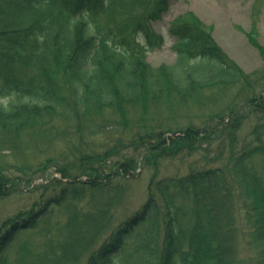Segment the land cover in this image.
Here are the masks:
<instances>
[{
    "label": "trees",
    "instance_id": "trees-1",
    "mask_svg": "<svg viewBox=\"0 0 264 264\" xmlns=\"http://www.w3.org/2000/svg\"><path fill=\"white\" fill-rule=\"evenodd\" d=\"M168 8V0H0V145L63 120L96 135L100 125L83 120L103 111L255 87L190 12L169 26L175 63L151 67L146 55L163 39L149 24ZM255 37L253 27L248 39L264 62ZM243 109L131 140L154 163L222 135L227 153L221 167L184 176L157 178L154 169L135 201L137 160L110 163L111 151L64 159L58 177L30 191L0 174V203L37 193L0 222V264H80L85 255V264H264V88ZM246 120L256 126L239 140Z\"/></svg>",
    "mask_w": 264,
    "mask_h": 264
},
{
    "label": "rangeland",
    "instance_id": "rangeland-1",
    "mask_svg": "<svg viewBox=\"0 0 264 264\" xmlns=\"http://www.w3.org/2000/svg\"><path fill=\"white\" fill-rule=\"evenodd\" d=\"M168 4V11L159 20L149 24L163 39L159 49L146 55V62L151 67L175 63V39L168 32L169 26L175 18L190 12L242 72L254 75L255 87L248 89L239 86L224 92L207 91L200 93L196 100L187 101L163 97L146 108L143 105L127 107L120 115L103 111L95 118L83 120V123L87 120L88 128L100 125L97 134L91 136L76 132V123L72 120L56 122L55 128L48 133L22 136L11 145H0L2 176L15 178L19 188L30 191L43 179L57 176L55 169L61 167L64 159L73 162L81 154L111 151L110 163L122 157H134L137 160L138 177L130 185L135 201L141 198L139 195H142L154 169L157 170V178L173 177L221 167L225 163L227 153L221 145L225 141L223 135L219 142L201 145V150L194 153L184 151L173 158H159L155 163L151 158L143 160L146 146L139 145L135 150L130 142L148 130L171 132L190 125L198 128L210 125L212 120L223 117L230 110H242L245 98L261 94L264 88V62L249 42L248 34L254 27L256 41L264 45V0H168ZM255 126L253 121L246 120L238 131L239 140L248 138ZM36 198L37 193L33 192L0 203V222L18 210L28 208ZM87 259L88 255L83 256L80 264H85Z\"/></svg>",
    "mask_w": 264,
    "mask_h": 264
}]
</instances>
